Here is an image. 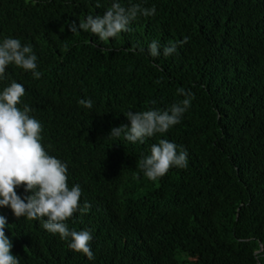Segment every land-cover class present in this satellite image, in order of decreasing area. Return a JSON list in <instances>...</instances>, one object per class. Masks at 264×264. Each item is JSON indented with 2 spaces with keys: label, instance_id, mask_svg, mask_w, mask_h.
I'll return each instance as SVG.
<instances>
[{
  "label": "trees",
  "instance_id": "trees-1",
  "mask_svg": "<svg viewBox=\"0 0 264 264\" xmlns=\"http://www.w3.org/2000/svg\"><path fill=\"white\" fill-rule=\"evenodd\" d=\"M99 2L0 0V41L31 45L41 72L35 79L10 64L0 91L12 80L25 87L18 107L30 106L45 150L67 164L81 208L91 205L66 224L91 232L95 259L45 230L43 220L0 206L12 254L19 264H264V0H120L156 13L107 42L72 33V22L103 15L112 0ZM153 40L158 57L148 51ZM181 87L194 98L166 133L143 143L109 135L130 126L129 110L183 100ZM89 98L91 109L78 103ZM160 139L186 149L188 163L152 181L138 164Z\"/></svg>",
  "mask_w": 264,
  "mask_h": 264
},
{
  "label": "clouds",
  "instance_id": "clouds-1",
  "mask_svg": "<svg viewBox=\"0 0 264 264\" xmlns=\"http://www.w3.org/2000/svg\"><path fill=\"white\" fill-rule=\"evenodd\" d=\"M100 6L97 0L96 7ZM155 13V7L144 8L138 3L125 7L120 0H112L103 15H87L80 20L78 26L72 22L69 29L72 33L78 30L90 31L100 41L107 42L109 38H117L122 32L131 31L129 25L138 16L149 17ZM188 39L189 37H184L177 43L164 46L163 55H172L176 52L177 44L182 46ZM101 51L105 49L101 48ZM148 51L152 57L161 55L160 45L156 40L149 44ZM36 61L37 56L31 45H24L20 39L12 37H5L0 41V81L6 79V68L10 64L31 71L33 78L39 79L41 72L37 71ZM177 93L185 98L173 103L170 108L127 111L124 115L130 121V126L122 124L113 127L109 135L120 137L123 133L127 141L143 143L146 137L166 133L181 122L194 98L191 90L183 87L178 88ZM24 95L25 87L15 80L0 91V206L10 207L17 218L43 220L42 227L45 230L58 233L63 240L71 238L69 247L72 250L94 260V253L90 248L91 232L70 230L66 224L75 213H87L91 205L85 202L81 208V189L79 185L69 187L67 164L45 150L41 143L42 125L29 115L30 106L24 105L23 109L18 107ZM78 103L88 109L93 107L90 98L80 99ZM177 147L167 139H160L158 143L152 144L151 154L142 158L138 164L144 176L155 181L166 175L173 166L187 167V150L181 149L178 152ZM20 186L30 195L21 198L16 191ZM7 226V218L0 214V264H19V259L11 251L12 240L5 233Z\"/></svg>",
  "mask_w": 264,
  "mask_h": 264
},
{
  "label": "water",
  "instance_id": "water-1",
  "mask_svg": "<svg viewBox=\"0 0 264 264\" xmlns=\"http://www.w3.org/2000/svg\"><path fill=\"white\" fill-rule=\"evenodd\" d=\"M261 249H262V247H261ZM259 264H262V263L260 262Z\"/></svg>",
  "mask_w": 264,
  "mask_h": 264
}]
</instances>
